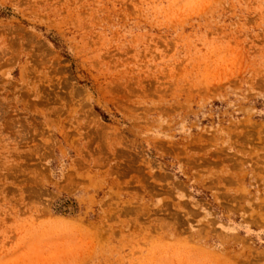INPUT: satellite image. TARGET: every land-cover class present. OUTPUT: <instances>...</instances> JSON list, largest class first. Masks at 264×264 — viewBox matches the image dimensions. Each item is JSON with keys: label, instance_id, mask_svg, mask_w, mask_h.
Here are the masks:
<instances>
[{"label": "rangeland", "instance_id": "374dc122", "mask_svg": "<svg viewBox=\"0 0 264 264\" xmlns=\"http://www.w3.org/2000/svg\"><path fill=\"white\" fill-rule=\"evenodd\" d=\"M0 264H264V0H0Z\"/></svg>", "mask_w": 264, "mask_h": 264}]
</instances>
